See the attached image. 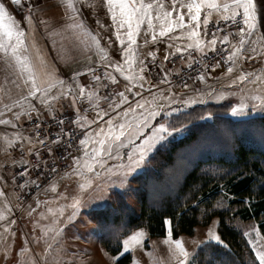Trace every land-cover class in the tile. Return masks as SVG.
Here are the masks:
<instances>
[{"label": "snow or ice", "instance_id": "1", "mask_svg": "<svg viewBox=\"0 0 264 264\" xmlns=\"http://www.w3.org/2000/svg\"><path fill=\"white\" fill-rule=\"evenodd\" d=\"M260 2L264 3V0ZM15 3L20 4L21 0H15ZM67 5L73 12L69 18L72 23L68 27L83 29V20L76 21L80 13L75 0H67ZM106 6L115 28L114 35L121 46L116 50L117 54L122 52L127 67L122 66L121 62L111 60L107 51L99 48L100 41L93 36L92 39L99 51L104 57H108L109 62L104 68L103 77L97 75L93 67L84 69V72L89 73L95 82V87L87 91L86 86L79 83L77 79L81 73H73L74 91L72 83L66 84L63 79H53L35 42H29L27 30L17 25L13 17L6 16L7 7L0 3V59L5 60L9 68L13 70L14 77L11 80L6 79L4 87L0 88V93H3L0 95V126H10L15 130L11 138L5 134L0 137V141L3 142L5 152L18 148L21 153L19 159L12 160V165L14 167L19 165V167L10 180L13 183L19 180L20 183L16 185L18 188L34 186L39 190L43 173L44 182L47 183L51 179L50 187L55 193L47 200L37 199L36 207L32 208V212H36L38 208L44 206V209L39 212V218L33 222L32 228V243L40 244L41 237L35 235L36 230L39 229L43 233L44 246L42 254L37 258H32L30 264H83L75 252L70 254L69 247L65 243L64 232L67 226L64 221H72L77 211L95 198L89 195V191L94 193L98 185L90 177H100L116 172L119 186L128 188L131 175L146 160L149 153L156 150L158 145L162 146V142H166L173 133L184 129L183 125L177 129L163 122L149 123L161 116V111L167 104L188 105L198 102L196 98L183 99L181 94L173 92V81L171 80L173 72L184 88H188L189 84L185 78L180 77L181 69L165 70V61H170V57L178 56L180 60L187 61V68L191 70L193 64L198 62L192 52L198 51L201 56L206 55L208 51L215 52L218 42L223 52L226 53L224 58L229 64L228 73H232L237 60H255L257 57L264 56V31L258 28L261 22L258 0H170V2L169 0H106ZM214 16L216 19H213ZM6 20L12 22L6 23ZM27 20L31 23V15L27 17ZM209 24L212 25L211 29L208 27ZM143 25H147L145 31L151 33L152 43H158L162 38L168 40L170 50L159 63H157L156 51L149 52L148 56L143 59L133 60L134 46L137 45L136 38ZM185 38L187 39L186 45L177 43L173 46L171 43L174 39ZM144 43L148 44L149 40L145 39ZM173 47L174 50H171ZM148 57L151 59L148 60ZM171 62L174 63V60ZM149 63L155 67L149 68ZM218 64L219 61L212 67ZM207 67V64H203L199 70L198 80L206 82ZM109 69L121 75L127 71V79L134 80L135 83L126 85L123 91L109 90L107 95L101 97L99 89L109 88V85L103 82L104 78L113 84L117 82L116 76L109 74ZM156 69L160 71L157 72ZM146 73L151 74L156 83H152ZM238 83L256 84L260 94L253 95L251 100L258 101L259 107L264 108V71L261 73L254 70L242 71L238 77L231 80L233 85ZM9 84L22 89L20 94L16 97L11 96L10 89L7 87ZM145 84L148 85L147 91L153 102L159 99L165 101L166 104L150 103L144 96ZM159 84L167 85V88H160ZM152 89L156 92L153 93ZM194 91L197 97L205 95L198 89ZM232 94L221 92L216 95L215 89H209L207 93L209 98L216 100H222L226 95ZM69 96L73 105L84 99L90 105L99 99L107 100L109 103V111L99 108L96 104L98 114L95 120L81 117L80 109H75L76 125L81 130L87 129V131H82L79 139L76 138L75 129H66L63 119L56 116L55 105L58 98ZM248 99L247 94L242 91L241 101L230 107L231 114L247 115L249 103L246 101ZM4 100L8 102L5 103ZM33 101L47 108L56 131H53L52 126L43 119L40 107ZM256 107L257 105L253 104L252 110ZM179 110V107H173L166 114L171 116ZM8 113H11V117L6 115ZM33 113H35V118ZM22 116L27 117L28 123L35 132V138L32 135L26 136L21 130L26 127L21 124ZM105 116L108 117L107 120H104ZM211 116L212 113L209 112L205 118H211ZM97 121H99L98 124ZM92 124H97V127L90 128ZM41 133H43L42 137ZM222 134L225 139L231 140L234 130L226 128L222 130ZM260 134L264 137V129H261ZM73 149H78L81 155H73ZM25 155L31 159H25ZM113 158L120 163L115 166L110 165L108 161ZM97 166L100 171L97 170ZM64 169L67 171H63ZM58 170L63 171L64 176H74L84 181L79 184L78 194L70 197L58 191L55 181L62 178ZM7 183L8 181L0 176V185ZM68 200H71L72 211L66 214L69 205L57 202ZM53 204L55 206H52ZM14 207L9 194L6 193L4 187H0V222L5 225L4 231L8 230V226L16 223L15 220H9ZM90 215H93V218L101 224L105 222L102 215L92 213ZM166 223L168 230L164 243L171 249L175 264H190L192 253L185 247L183 238H173L172 221L169 219ZM145 235L144 229L141 228L124 238L121 244L122 251L116 250L117 254L112 256L113 262L118 261L124 253L130 252L135 246L142 245ZM244 235L249 236L250 233L245 232ZM27 239L28 237L25 236V240ZM208 239L224 243L221 236L211 228L208 229ZM249 242L255 249L259 264H264V243L251 239ZM19 251L21 255H24L31 249L25 246ZM209 264H212V261H209Z\"/></svg>", "mask_w": 264, "mask_h": 264}, {"label": "rangeland", "instance_id": "2", "mask_svg": "<svg viewBox=\"0 0 264 264\" xmlns=\"http://www.w3.org/2000/svg\"><path fill=\"white\" fill-rule=\"evenodd\" d=\"M11 1V0H9ZM170 2V0H169ZM28 3L32 6L30 7ZM77 10L80 15L76 17V21L83 20L84 28L83 29H71L68 27L72 21L69 19L73 12L67 5V0H21L20 4L17 5V13H23L24 17L27 18L31 15L32 20L35 25H38L40 28V34L49 37L55 33V48H54V57L56 55L57 64L62 63H73V66H77L81 62H85L87 67H93L96 71L97 75H101L103 77L104 68L106 67L107 62H109L108 57H111V60L121 62L122 66L125 68L127 65L124 63L125 58L123 57L122 52L118 55L117 49L121 46L119 41L114 35L115 28L112 25V20L110 14H108L106 0H75ZM213 19H216L215 16ZM99 21V23H97ZM209 27V26H208ZM147 25H143L140 31V34L137 36V45L134 46V56L133 60L143 59L148 56L149 52L156 51L159 52L162 49L163 41L165 38H162L158 43H152L150 40L151 33H146ZM93 36L100 41L99 48H103L107 51L108 57H104L103 54L99 51L95 41L92 39ZM52 38V37H51ZM145 39L149 40L148 44H145ZM56 51V52H55ZM169 51V50H168ZM212 51L206 53L209 54ZM165 52L160 53V61L163 59ZM195 54V55H193ZM193 57H203L200 53H192ZM70 57V58H69ZM178 57V56H177ZM170 57V61H165V70L167 69H181L179 75L184 78V73L187 68L186 60H179L178 58ZM151 57H148V59ZM174 60V63L171 62ZM147 62V61H146ZM91 65V66H90ZM150 68H154L155 66L149 63ZM229 64L226 66L215 68H207L206 76H211V80L207 83L202 82L197 79L198 73H190V75L186 76L185 79L189 84L188 88H184L182 84H180L179 80L175 72L171 76V80L173 81V92L181 94L183 99H189L190 97L196 98V104H167L165 108L161 111V116L157 117L155 121H150V124H158V123H166L171 127H175L180 129L181 126H175L174 116L178 115L182 112H186L192 107L196 105L209 104V103H219L226 104V116L231 118L232 120H250L255 119L257 116H264V108L259 107L258 101L251 100L253 95L260 94L257 85L252 83H244V84H231V80L238 77L242 71H255L257 73H261L264 71V56L257 57L255 60H246L240 59L237 60L236 65L233 67L232 73H228L227 69ZM69 68V67H68ZM63 69V68H62ZM76 68H74V71ZM216 70V71H215ZM157 72L160 69H156ZM215 71V73L213 72ZM110 75L116 76V84H113L111 81L104 78L103 82L109 85V88H101L99 89V95L101 97L108 94L109 90H115L117 92L123 91L126 85L134 84L135 81H129L127 79L128 72L126 71L124 75H121L119 72H116L112 69H109ZM146 75L149 76L152 83H156L154 77L150 76L148 73ZM80 79L84 80L87 84L86 91L90 90V88L95 87V82L91 79V75L87 72L82 71L80 75ZM215 77L218 79L214 80ZM200 86L203 89L200 90ZM148 85L145 84V92L144 96L149 100L150 103L165 105L166 102L163 100L152 101L151 95L147 91ZM160 88H167V85L159 84ZM200 90L204 92L205 95L197 97L196 92L194 90ZM209 89H215V94L219 95L221 92H230L232 95H226L222 100H216L209 98L207 95ZM138 90V89H137ZM242 91L246 93L249 97V109L247 115H232L230 112V107L239 103L242 99ZM152 92L155 93L156 90L152 89ZM167 95V92H165ZM131 99V97H130ZM206 101V102H202ZM63 103L68 104L66 107H62ZM96 104L99 105V108L109 111V103L107 100L99 99L92 102L90 105L89 102L84 99L79 103L73 105L71 101V97H60L56 103V116L60 119H67L66 123L67 128H73L76 132L87 131V129L81 130L75 123V109L79 108V115L81 117H86L87 120H95L98 114V110L96 108ZM256 104L257 107L255 110H252V105ZM126 107V105L124 106ZM179 107L178 112L172 113L171 116H168L166 113L171 111V108ZM59 108V109H57ZM214 114V112L209 111ZM111 114V113H110ZM43 119L48 122L50 126H52L53 130H57L53 126L52 118L49 114H42ZM66 117V118H65ZM108 117L105 116L104 120H107ZM49 120V121H48ZM99 121H97V124ZM97 124L90 125V128H96ZM32 131V136L34 137V132L31 128V125L27 124ZM187 126H184L182 131H178L173 133L166 142H162V146L158 145L156 150L160 147L170 145L173 141L178 140L179 138L187 136ZM222 140V139H221ZM161 149V148H160ZM159 149V150H160ZM149 153L146 160L141 164L140 167L136 169V171L131 175L129 179L128 188H123L119 186V181L117 179L118 173L110 172L107 175H102L100 177H90L96 181L98 187L96 191L93 193L89 191L90 196H94L95 198L92 201H89L83 205V207L77 211L76 217L72 221L65 220L64 224L67 226L64 232L65 243L69 247V252H75L77 254L76 244L81 241H85L93 246H96L98 250H100L102 256H104V263H94V264H116L112 260V256H110L101 246L99 242V235L97 231V226L94 224L92 219L90 218V213L95 209H103L107 207H112L115 201V193L117 191L123 192L125 200L128 203L129 208L136 215L141 214V203L137 196H135L131 190L135 188H139V186L133 181L132 177L138 175L140 173L145 172L147 169H151L153 164L150 163L151 156L156 152ZM13 153H9L4 156L6 159L11 157L19 158L21 153L17 150ZM73 155H81V152L78 149H73ZM25 159H31L29 156H24ZM182 161V160H181ZM110 165H118L120 162L115 158L108 161ZM175 168L181 170V165L183 163L178 164ZM17 166H13L12 174H15ZM97 170L100 171L99 166H97ZM63 171H67L64 169ZM63 171H60L61 179L55 181L57 183V189L60 192L66 193L68 196H74L78 194L80 191L79 184L84 181L78 177L69 176L66 179V176L63 175ZM43 173L41 174V183H42ZM35 179V176H33ZM62 179H66L65 181L60 182ZM59 182V183H58ZM20 183L17 180L15 183L11 182V185L7 187L10 191L14 192L18 196L17 203H12L15 205L13 212L9 215V220H15L16 223L13 226H8V230L4 231L3 228L0 229V264H30V260L32 258H37L42 254L43 251V233L37 229L35 235L37 237H41L40 244L32 243V228L33 222L39 218V212L44 209V206L38 208L36 212H32V208L36 207L37 199H40L43 195V200H47L49 197L55 195L52 192L50 184L45 187V189L41 188L40 193L36 196H33L32 193L35 189L34 186L26 187V188H18L16 185ZM49 189V190H48ZM57 203H67L69 205L66 214L71 213V200L68 201H60ZM52 206H55L53 204ZM7 215V213H5ZM218 223L219 219L216 217L212 220V222L208 226H199L197 228V232L193 236L182 235L179 238H183L185 247L188 249L192 256L190 257V264H196L194 260V255L196 250L200 245L209 241L208 239V229H213L217 234L218 231ZM244 231L249 232V236H245L247 242L251 249L255 254V249L252 244L249 242L251 240H256L258 243H264V237L261 234L258 225L255 221H250L248 223L242 224ZM254 229V230H253ZM168 230V225H167ZM137 231V230H136ZM145 237L143 238L142 245L135 246L130 252L132 254V262L130 264H175V260L172 258L171 249L167 244L164 243L167 235L164 237H151L149 232L145 230ZM259 233V236H257ZM94 234L96 238L94 241L85 240L87 235ZM132 234V233H131ZM130 234V235H131ZM220 235V234H219ZM25 236L28 237L25 240ZM77 237V238H74ZM127 237V236H126ZM125 237V238H126ZM216 242L214 239L211 240ZM203 242V243H202ZM218 243V242H217ZM27 246L31 249L30 252H26L24 255L20 254V248ZM151 253V255H149ZM125 254V253H124ZM256 256V254H255ZM257 258V257H256ZM92 264V263H91Z\"/></svg>", "mask_w": 264, "mask_h": 264}, {"label": "trees", "instance_id": "3", "mask_svg": "<svg viewBox=\"0 0 264 264\" xmlns=\"http://www.w3.org/2000/svg\"><path fill=\"white\" fill-rule=\"evenodd\" d=\"M226 110L224 103L200 104L173 117L175 126H187V136L158 148L150 158L154 166L132 177L139 186L131 192L140 200V215L131 211L120 191L112 207L91 212L104 218L101 224L90 215L110 256L122 251L123 239L141 228L151 237H164L170 219L173 238L193 236L217 217L224 243L200 245L195 263L259 264L242 224L255 221L264 237V116L237 121ZM209 111L214 114L205 118ZM226 128L234 130L231 140L222 134ZM180 163L184 165L178 170ZM131 262L132 254L125 253L115 263Z\"/></svg>", "mask_w": 264, "mask_h": 264}, {"label": "crops", "instance_id": "4", "mask_svg": "<svg viewBox=\"0 0 264 264\" xmlns=\"http://www.w3.org/2000/svg\"><path fill=\"white\" fill-rule=\"evenodd\" d=\"M0 3L5 4V6L7 7V15H10L11 17L14 18L15 23L21 27H24L27 30L28 33V39L29 42H35V46L36 48L39 49L43 60L45 61L48 70L52 73V77L53 79H63L66 84L68 83H72L74 85V81L72 80V74L75 72H80L82 74V71L87 67V65H85V62H81L79 63L77 66L71 67L73 66V63H62V64H57L56 61V55L54 57V48H55V33L52 34L49 37H45L43 35L40 34V28L38 25L34 24V21L32 20L31 23H29V21L27 20V18L24 17L23 13H17L14 6H17L15 4V0H0ZM28 5L30 7H32L29 3ZM258 11L260 13V17H261V22L260 24H258V28H260L261 31H264V3H261L260 0H258ZM12 21H8L6 20V23H11ZM52 37V38H51ZM210 38V37H209ZM172 45L175 46L177 43L179 44H184L186 45L187 43V39H181V40H173ZM219 45V42L217 44V46ZM170 50L169 49V43L167 38L164 39L163 41V45H162V52L167 53V51ZM174 50V47L173 49ZM35 51V49L33 50ZM161 51L156 53V58H157V63L160 62V53ZM56 52V51H55ZM210 52V51H208ZM207 52V53H208ZM192 53H199L198 51H194ZM70 58V57H69ZM151 58H149L148 60H150ZM91 66V65H90ZM69 67V68H68ZM63 68V69H62ZM74 68H76V70L74 71ZM150 68V67H149ZM219 69V68H218ZM216 71V70H215ZM215 71H213L215 73ZM13 70L11 68H9V66L6 64L5 60L0 59V88L4 87V82L5 80H11L13 79ZM211 76L212 74H210V76H206V82H209L211 80ZM81 77L79 76L77 79L79 80V83L86 85L87 83L84 80L80 79ZM218 79V77H215L214 80ZM8 89H10V95L13 97H16L18 94H20V92L22 91V89H17L15 88L13 85L9 84ZM203 89L202 86H200V90ZM73 90L75 91V85ZM3 93H0V95H2ZM3 102L7 103V100H4ZM33 103H37L36 101H33ZM37 106L40 107L41 109V113L42 114H47L48 115V110L47 108H45L42 105H39L37 103ZM68 106V104L63 103L62 107H66ZM56 108V105H55ZM59 109V108H57ZM9 117H11V113L6 114ZM33 116L35 118V113H33ZM21 124L26 125V127H24L23 129H21L24 134L27 135H32V131L29 128L28 121H27V117L26 116H22L21 117ZM14 129H12L10 126H0V137H3L5 134L9 135V138H11L12 134L14 133ZM17 150H19L18 148H13L10 149L8 152L4 151V146H3V142L0 141V176H3V178L5 180L8 181L7 184L5 185H0V187H4L6 193L9 194L11 203H17L18 201V196L10 191L9 189H7L8 186L11 185V174H12V160L13 159H19L17 157H11L9 159H6L4 156H6L9 153H13L14 151H16V153L18 152ZM18 154V153H17ZM21 155V154H20ZM69 176H66V179ZM66 179H62L60 182L65 181ZM59 183V182H58ZM57 184V183H56ZM49 190V189H48ZM48 192V191H47ZM45 194V193H44ZM43 194V195H44ZM43 195L41 196L40 199L43 198ZM5 225L3 224V222H0V229L3 228L4 229ZM95 235L91 234V235H87L85 240H93L94 241ZM95 242V241H94ZM78 252V256L81 258V260L83 261V264H94V263H104L103 259L104 256H102L100 250H98V248L96 246H93L92 244H89L85 241H81L80 243L76 244V249ZM105 260V259H104Z\"/></svg>", "mask_w": 264, "mask_h": 264}, {"label": "built area", "instance_id": "5", "mask_svg": "<svg viewBox=\"0 0 264 264\" xmlns=\"http://www.w3.org/2000/svg\"><path fill=\"white\" fill-rule=\"evenodd\" d=\"M15 9H17V7L15 6ZM233 28L235 26H232ZM212 28V25L209 24V29ZM195 55V54H193ZM226 55L225 52H223L221 46H219L217 48V50L215 52H211L203 57H196L197 58V63H194L193 64V69L189 70L188 68H186L185 72H188V73H184V78L188 75H190V73H198L199 70L203 67V64H207L208 67L207 68H212V65L215 64L217 61H219V64L218 66L216 67H223V66H226L227 65V62L224 58V56ZM196 56V55H195ZM179 59V57H177ZM180 60V59H179ZM149 74V73H148ZM151 76V74H149ZM60 118V117H59ZM66 118V117H65ZM49 121V120H48ZM52 121V120H51ZM68 122L67 119H64V126L66 127V123ZM53 130V129H52ZM53 131H56V130H53ZM34 132V131H33ZM77 133V139H79L81 137V134L82 132H76ZM43 136V133H41V137ZM34 138H35V132H34ZM37 147H39L37 145ZM43 151V150H42ZM60 171V170H58ZM58 180V179H57ZM51 183V179L49 180V182L45 183L44 182V178H42V183H41V188L45 189L46 186H48L49 184ZM40 189L37 190L36 188L34 189L32 195L33 196H36L38 193H40Z\"/></svg>", "mask_w": 264, "mask_h": 264}]
</instances>
